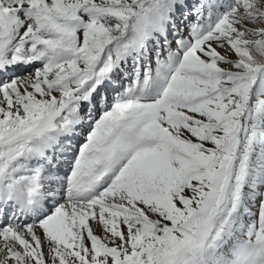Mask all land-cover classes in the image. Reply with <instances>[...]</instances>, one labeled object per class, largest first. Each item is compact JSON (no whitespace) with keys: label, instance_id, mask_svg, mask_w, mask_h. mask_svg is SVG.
<instances>
[{"label":"snow or ice","instance_id":"obj_1","mask_svg":"<svg viewBox=\"0 0 264 264\" xmlns=\"http://www.w3.org/2000/svg\"><path fill=\"white\" fill-rule=\"evenodd\" d=\"M0 264H264V0H0Z\"/></svg>","mask_w":264,"mask_h":264}]
</instances>
